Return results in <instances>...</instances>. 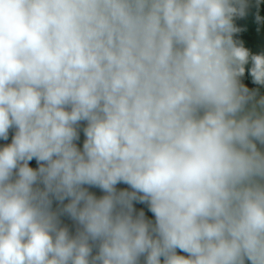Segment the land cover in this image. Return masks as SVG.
<instances>
[{
	"label": "clouds",
	"instance_id": "1",
	"mask_svg": "<svg viewBox=\"0 0 264 264\" xmlns=\"http://www.w3.org/2000/svg\"><path fill=\"white\" fill-rule=\"evenodd\" d=\"M261 3L0 0V264H264Z\"/></svg>",
	"mask_w": 264,
	"mask_h": 264
},
{
	"label": "trees",
	"instance_id": "2",
	"mask_svg": "<svg viewBox=\"0 0 264 264\" xmlns=\"http://www.w3.org/2000/svg\"><path fill=\"white\" fill-rule=\"evenodd\" d=\"M255 13H256V7L255 5H253L250 7L248 14L245 17L237 18L234 21L236 26L241 29L239 33L235 34V38L241 40L244 43V45L254 53L259 51H264V23L257 24L255 20ZM259 15L261 17H264V0H262V3L259 5ZM242 82L250 89L253 87H257L251 82V79L248 76L247 71L245 72L244 77H242ZM11 135H12V131L10 130L9 140L8 141L0 140V145L10 142ZM82 141H83V134L81 133L80 141L77 142L78 146L82 144ZM29 165L34 168L37 166L36 161L34 159L29 162ZM117 187L125 188L127 186L121 184L118 185ZM89 190L97 196L102 195L101 190L98 188H90ZM134 207L137 210L143 209L145 211L146 216L150 219L152 218L151 213L147 211L144 205L137 203L134 204ZM66 222L71 223L70 221H66Z\"/></svg>",
	"mask_w": 264,
	"mask_h": 264
}]
</instances>
